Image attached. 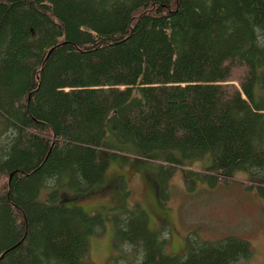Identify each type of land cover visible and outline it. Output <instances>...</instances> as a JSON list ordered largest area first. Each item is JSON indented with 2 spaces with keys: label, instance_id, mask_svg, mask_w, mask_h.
<instances>
[{
  "label": "trees",
  "instance_id": "1",
  "mask_svg": "<svg viewBox=\"0 0 264 264\" xmlns=\"http://www.w3.org/2000/svg\"><path fill=\"white\" fill-rule=\"evenodd\" d=\"M127 150L264 193V0H0V264H92L105 217L61 193L99 188ZM112 222L114 264L250 254L228 238L170 256L144 212Z\"/></svg>",
  "mask_w": 264,
  "mask_h": 264
},
{
  "label": "rangeland",
  "instance_id": "2",
  "mask_svg": "<svg viewBox=\"0 0 264 264\" xmlns=\"http://www.w3.org/2000/svg\"><path fill=\"white\" fill-rule=\"evenodd\" d=\"M128 150L115 151L116 157L109 158L99 188L84 196L61 193L66 206L80 205L86 212L105 217V230L89 240L92 264H114L121 256L113 250L112 218L122 208L146 214L149 229L167 241V255L183 254L190 242L236 238L249 244L250 254L232 264H264V193L249 188L248 176L236 174L234 180L225 182L206 177L207 158L179 159L176 155L179 161L174 164L158 153L141 155Z\"/></svg>",
  "mask_w": 264,
  "mask_h": 264
}]
</instances>
